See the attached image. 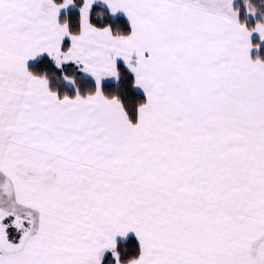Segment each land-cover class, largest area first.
<instances>
[{
    "label": "snow or ice",
    "instance_id": "1",
    "mask_svg": "<svg viewBox=\"0 0 264 264\" xmlns=\"http://www.w3.org/2000/svg\"><path fill=\"white\" fill-rule=\"evenodd\" d=\"M0 264H264V0H0Z\"/></svg>",
    "mask_w": 264,
    "mask_h": 264
}]
</instances>
